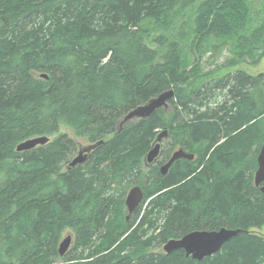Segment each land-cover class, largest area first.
Here are the masks:
<instances>
[{
  "label": "trees",
  "instance_id": "16d2710c",
  "mask_svg": "<svg viewBox=\"0 0 264 264\" xmlns=\"http://www.w3.org/2000/svg\"><path fill=\"white\" fill-rule=\"evenodd\" d=\"M262 58L264 0H0V264H264V76L218 74ZM166 90L167 110L117 131ZM36 136L50 140L16 151ZM74 137L103 142L68 167ZM177 149L194 158L162 174ZM135 185L143 200L126 219ZM220 228L240 231L200 260L158 250Z\"/></svg>",
  "mask_w": 264,
  "mask_h": 264
},
{
  "label": "water",
  "instance_id": "95a60500",
  "mask_svg": "<svg viewBox=\"0 0 264 264\" xmlns=\"http://www.w3.org/2000/svg\"><path fill=\"white\" fill-rule=\"evenodd\" d=\"M43 77L46 75L43 74ZM173 96L172 90H166L159 94L158 96L148 100L143 105L136 107L135 109L129 111L123 119L118 123L117 131H119L122 126L131 120H139L148 117L152 112L158 108L163 107L166 109L168 107V100ZM167 131L163 130L158 133L155 138L154 146L144 157L145 168L150 166V163L154 162L159 153L160 145L162 139L166 138ZM50 140L47 136H36L26 139L20 142L16 146V151H27L31 150L38 145H44ZM88 143L85 145H79L77 153L71 158L68 167H74L76 165L82 164L88 157L89 153L100 143ZM193 155L184 152L182 149H177L173 151L168 159V161L160 166V172L165 174L169 169L170 165L178 159H191ZM264 182V145L259 149L257 154V169L254 173V183L259 186ZM260 190L264 193V185L260 186ZM143 198L142 190L139 186L132 187L125 198V205L128 211V215L133 212L137 207L139 202ZM240 230H231L227 228H220L213 231H192L181 238L170 239L163 246L162 250L164 252L170 253L171 251L182 249L186 256H191L195 260H200L205 256H209L217 252L221 246L231 237L235 236ZM71 236L68 235L62 239L58 245V253L62 256L71 245Z\"/></svg>",
  "mask_w": 264,
  "mask_h": 264
},
{
  "label": "rangeland",
  "instance_id": "374dc122",
  "mask_svg": "<svg viewBox=\"0 0 264 264\" xmlns=\"http://www.w3.org/2000/svg\"><path fill=\"white\" fill-rule=\"evenodd\" d=\"M210 54L211 53L205 54L203 59H202V61H201V65H202V67L205 70H211V69L215 70L219 66L223 65L224 63H226L228 57L230 56V52L228 51V49H223V51L221 53H219V54H217V55H215V56H213L211 58H208V56H210ZM221 70H223V69H221ZM237 70H243V71L247 72L248 74H262L264 76V58H262L259 61V63L255 64V65H250V60L247 59L245 61H242L241 63H239L238 65H236L234 67L224 69V71H220L218 74L219 75H223L226 72H234V71H237ZM62 128H64L63 132H66V133L70 134V130L69 129H67L65 127H62ZM74 138L81 145H85V144L89 143L84 138H76V137H74ZM258 232L264 233V227L262 229L258 230ZM68 235L71 236L72 241H73L74 236H73V233L71 232V230L65 231L62 234L61 238L59 239L58 245L62 241V239L65 238ZM154 251H157V250L155 249Z\"/></svg>",
  "mask_w": 264,
  "mask_h": 264
},
{
  "label": "flooded vegetation",
  "instance_id": "af4514ba",
  "mask_svg": "<svg viewBox=\"0 0 264 264\" xmlns=\"http://www.w3.org/2000/svg\"><path fill=\"white\" fill-rule=\"evenodd\" d=\"M161 149H162V142H161V145H160V151H161ZM74 155H75V154H74ZM193 158H194V156H192L191 159H187V160H192ZM158 159H159V156L157 157V159H156L154 162H157ZM154 162H152V163H154ZM150 165H151V163H150ZM142 200H143V198H142ZM142 200H141V201H142ZM141 201H140V202H141ZM140 202H139V204H140ZM139 204H138V205H139ZM138 205H137V207H138ZM125 207H126V205H125ZM137 207H136V208H137ZM136 208H135V209H136ZM135 209H134V210H135ZM126 210H127V208H126ZM134 210H133V212H134ZM133 212H132V213H133ZM132 213H131V214H132ZM131 214L128 215V211H127L126 219H128L129 216H130ZM133 214H134V213H133ZM133 214H132V215H133ZM201 231H206V230H201ZM189 233H190V232H189ZM187 234H188V233H187ZM185 235H186V234H185ZM183 236H184V235H183ZM180 238H181V237H180ZM71 239H72V238H71ZM177 239H178V238H177ZM169 240H170V239H169ZM71 241H72V240H71ZM71 244H72V242H71ZM165 244H166V242H165V243H164V244H163L158 250H162V248H163V246H164ZM162 251H163V250H162ZM182 251H183V250H182ZM163 252H164V251H163ZM183 252H184V251H183ZM184 255H185V253H184ZM185 256H186V255H185ZM190 257H191V256H190Z\"/></svg>",
  "mask_w": 264,
  "mask_h": 264
},
{
  "label": "bare ground",
  "instance_id": "6f19581e",
  "mask_svg": "<svg viewBox=\"0 0 264 264\" xmlns=\"http://www.w3.org/2000/svg\"><path fill=\"white\" fill-rule=\"evenodd\" d=\"M162 108H163V107H162ZM163 109H164V108H163ZM167 109H168V107H167L166 109H164V110H167ZM153 146H154V145H153ZM152 148H153V147H152ZM152 148H151V149H152ZM151 149H150V150H151ZM170 166H171V165H170ZM180 250H182V249H180ZM163 251H164V250H163ZM183 251H184V250H183Z\"/></svg>",
  "mask_w": 264,
  "mask_h": 264
}]
</instances>
